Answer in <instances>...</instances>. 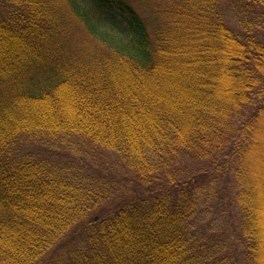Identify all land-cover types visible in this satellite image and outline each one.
Returning a JSON list of instances; mask_svg holds the SVG:
<instances>
[{"label":"trees","instance_id":"obj_1","mask_svg":"<svg viewBox=\"0 0 264 264\" xmlns=\"http://www.w3.org/2000/svg\"><path fill=\"white\" fill-rule=\"evenodd\" d=\"M223 3L0 0V264H264V0Z\"/></svg>","mask_w":264,"mask_h":264},{"label":"rangeland","instance_id":"obj_2","mask_svg":"<svg viewBox=\"0 0 264 264\" xmlns=\"http://www.w3.org/2000/svg\"><path fill=\"white\" fill-rule=\"evenodd\" d=\"M227 1L228 0H223L224 10L227 14V15L225 14V18L228 20L230 25H232L234 27H237V26L241 27L243 22L247 19L245 14L240 9L241 5L237 6V7H233V9H230L227 5ZM261 10L262 9H259L256 13H253L252 16H250L248 18L250 20V27L249 28L256 30L258 27H260V25L264 24V13ZM122 24H123V22H122ZM121 27H122L121 19H120L119 15H117V14H112V16L109 17L108 21L105 20L98 25V29L100 31L105 32V33L109 34L110 36H117V37L120 35ZM71 37L74 38L73 36H71ZM80 37H81V35L80 36H78L77 34L75 35L76 39H78L80 42H83ZM75 38H74V40H75ZM64 144H65V142H64ZM40 145H43V144H40ZM46 146L48 148H52V149H59L58 150V152H60L58 154L59 159H62V158L63 159L64 158H69V159L80 158L79 154H74L73 151H71V150H70L71 152H69L67 148L63 149V147H60L57 145H52V144L46 145ZM66 151H67V153H66ZM260 156L257 153L255 154V156H253L254 167H252L251 173L254 177L256 189H257V187L261 188V189H259V191H257L258 192L257 194H259V196H260L259 202L264 205V167L261 168V165H260V163H262L261 158H264V157H260ZM97 157L105 158L106 164L104 163L103 169L105 170V172H109L108 174L113 176V178L111 180L113 182V184H119L120 182L122 183V184H120V187L122 190V199H123L124 194H133L134 190L132 188V183L130 181H127V183H125L126 182L125 179L127 177H131L130 173L126 171L127 169L121 163L118 155L113 154V152L110 153V152L105 151V152H102V156L98 155ZM257 163H258V167H257ZM251 165H252V161H251ZM259 175H261V176H259ZM117 179H119L120 182ZM119 199H120L119 195L117 197H115V199H112V197H110L108 199V201H105L104 205L106 207H108L109 205L112 204V202H110V200H112L113 202H116ZM261 219H262L263 225L258 226V227H259V230L262 232V235H261L262 240H264V213L262 214ZM71 246L75 247V244L71 245ZM67 255L68 254H67L66 250H63V251L57 250V251L53 252L54 258H57L59 256V258H58L59 262H60V260H63L64 258H66Z\"/></svg>","mask_w":264,"mask_h":264}]
</instances>
